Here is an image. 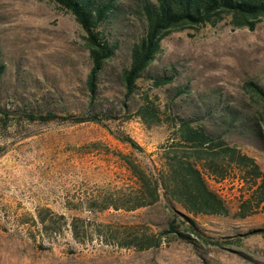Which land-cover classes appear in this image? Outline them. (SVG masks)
Masks as SVG:
<instances>
[{
	"label": "rangeland",
	"instance_id": "374dc122",
	"mask_svg": "<svg viewBox=\"0 0 264 264\" xmlns=\"http://www.w3.org/2000/svg\"><path fill=\"white\" fill-rule=\"evenodd\" d=\"M138 1L116 0L103 29L115 47L90 97L84 31L70 11L53 0H0V264H264V189L251 179L206 176L227 212L188 214L201 238L178 220L179 236L166 231L171 212L161 198L127 210L110 205L136 186L121 156L156 165L170 141L164 104L168 114L222 133L264 170L262 105L244 85L250 79L264 89V16L251 29L224 17L169 31L125 98L119 72L142 32ZM154 75L170 80L156 84ZM145 100L161 119L134 113ZM47 111L55 116L38 117ZM91 114L100 121L63 117ZM132 236L158 243H120Z\"/></svg>",
	"mask_w": 264,
	"mask_h": 264
},
{
	"label": "trees",
	"instance_id": "16d2710c",
	"mask_svg": "<svg viewBox=\"0 0 264 264\" xmlns=\"http://www.w3.org/2000/svg\"><path fill=\"white\" fill-rule=\"evenodd\" d=\"M53 1L70 11L84 31V44L90 60L85 85L91 97L96 87L95 79L115 47L103 29L108 31L109 22L116 8V0ZM137 12L141 17L142 32L131 43L129 62L119 72L125 98L133 95L136 80L159 50V40L163 35L186 26L214 24L224 17L233 26L251 29L264 16V0H139ZM2 70L3 64L0 60V75ZM151 78L153 83L161 84L168 82L170 75H154ZM244 85L262 105L259 116L260 121L264 123V89L250 79L246 80ZM170 108L171 106L164 104L163 109H160L165 111L163 119L171 128V136L168 144L160 146L158 163L141 165L127 156H121L122 165L134 179L136 186L133 193L123 194L118 202L110 205L115 209L120 207L127 210L161 198L169 204L171 212V220L167 223L166 231L179 236L180 232L174 225L178 220L194 234V237L201 238L199 228L191 216L198 213L227 212L221 198L209 187L206 176L218 180L232 174L242 181L251 179L256 188L261 190L264 189V170L259 168L252 157L226 142L222 133L206 128L198 120L192 121V117L168 114ZM157 111H159L157 105L145 100L137 106L134 113L142 121L151 122L161 119ZM219 113L221 114L222 110ZM25 115L29 119L35 116L30 112ZM53 116L55 114L50 111L38 115L40 119ZM63 117L72 121L85 119L100 121L97 114ZM107 129L117 140L129 147L142 149L128 134ZM172 203H176L187 214L175 209ZM239 209H242V204ZM256 230L251 229L250 232ZM72 233L74 234V226ZM125 239L120 243H124L125 246L135 245L138 248L158 243V239L149 242L151 241L149 238L140 236ZM143 241L146 243L142 244Z\"/></svg>",
	"mask_w": 264,
	"mask_h": 264
}]
</instances>
